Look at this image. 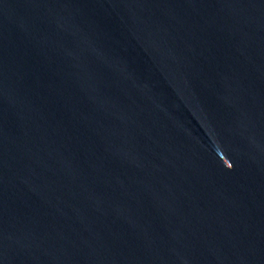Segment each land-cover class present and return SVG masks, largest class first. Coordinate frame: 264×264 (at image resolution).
<instances>
[{
    "label": "water",
    "instance_id": "95a60500",
    "mask_svg": "<svg viewBox=\"0 0 264 264\" xmlns=\"http://www.w3.org/2000/svg\"><path fill=\"white\" fill-rule=\"evenodd\" d=\"M0 264H264V0H0Z\"/></svg>",
    "mask_w": 264,
    "mask_h": 264
}]
</instances>
